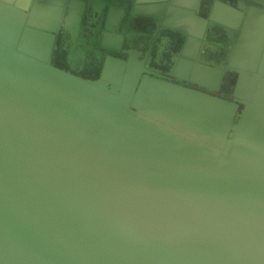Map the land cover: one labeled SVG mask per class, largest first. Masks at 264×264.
I'll use <instances>...</instances> for the list:
<instances>
[{
  "label": "water",
  "instance_id": "obj_1",
  "mask_svg": "<svg viewBox=\"0 0 264 264\" xmlns=\"http://www.w3.org/2000/svg\"><path fill=\"white\" fill-rule=\"evenodd\" d=\"M0 264H264V0H0Z\"/></svg>",
  "mask_w": 264,
  "mask_h": 264
},
{
  "label": "flooded vegetation",
  "instance_id": "obj_2",
  "mask_svg": "<svg viewBox=\"0 0 264 264\" xmlns=\"http://www.w3.org/2000/svg\"><path fill=\"white\" fill-rule=\"evenodd\" d=\"M59 0H53V2H58ZM61 1V0H60Z\"/></svg>",
  "mask_w": 264,
  "mask_h": 264
}]
</instances>
